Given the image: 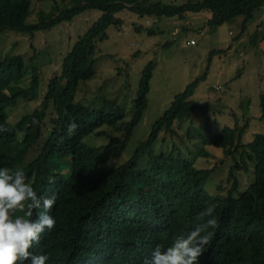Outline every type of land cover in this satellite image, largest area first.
I'll return each instance as SVG.
<instances>
[{"label":"trees","instance_id":"16d2710c","mask_svg":"<svg viewBox=\"0 0 264 264\" xmlns=\"http://www.w3.org/2000/svg\"><path fill=\"white\" fill-rule=\"evenodd\" d=\"M72 1L63 10L54 7L50 13L43 11L36 24H27L32 12L30 0H0V35L12 29L33 37L36 31L71 22L86 10L101 11L65 56L61 75L49 81L42 102L45 108L24 114L16 123L10 120L11 106L20 98L38 97V70L34 68L24 82L26 59L21 54L0 59V126L8 129L0 132V168L22 169L41 202L56 196L49 213L56 225L45 230L39 244H33L29 251L47 255L46 264H145L157 245L162 249L171 246L177 235L191 231L202 210L214 206L218 227L208 229L214 235L197 264H264V133L245 143L247 123L226 126L218 133L208 123L202 130L205 143L222 148L233 161L228 195H213L204 186L217 167L198 168L176 146L170 152L156 151L160 136H176V120L191 117L198 109L191 99L198 79L175 95L149 137L129 159L114 167L108 163L128 146L147 108L154 63L142 70L136 109L123 127V136L107 131L125 117L115 100L106 98L100 105L94 103L95 107L76 101L80 84L96 75L97 51L108 36L106 30L112 25L118 28L122 23L119 13L124 9L153 19L183 18L189 12L207 10L206 24L210 27L241 17L243 34L264 0H187L182 4L162 0ZM148 32L151 35L154 31ZM254 33L264 37V22ZM260 101L264 118V90ZM50 107L54 110L53 125L45 136L44 119ZM72 121L79 127L69 135L67 126ZM91 135L107 136L109 143L105 147L92 145L86 141ZM43 136L38 156L22 166ZM143 159L146 165L141 167ZM251 163L255 166L254 181L240 191L237 171H248ZM41 210L34 209L29 219L35 220Z\"/></svg>","mask_w":264,"mask_h":264},{"label":"rangeland","instance_id":"374dc122","mask_svg":"<svg viewBox=\"0 0 264 264\" xmlns=\"http://www.w3.org/2000/svg\"><path fill=\"white\" fill-rule=\"evenodd\" d=\"M30 1L32 12L26 20L27 24H36L43 11L50 13L54 7L63 10L73 4L72 0ZM162 1L182 4L187 0ZM209 13L205 10L189 12L183 18L153 19L124 9L119 13L122 23L118 28L112 25L106 30L108 36L99 44L97 51L96 75L80 84L76 101L95 107L106 98L115 100L122 107L125 117L107 131L115 136H123V127L136 109L135 99L142 70L150 62L154 63L147 108L128 146L108 163L109 167H114L129 159L137 146L149 137L154 123L171 107L175 95L198 79L191 97L199 105L198 109L191 117L176 120L178 134L172 137L163 133L156 151L170 152L176 146L198 168L217 167L204 187L210 194L227 196L233 183L229 179L233 161L222 148L205 143L201 132L208 123L216 133L235 123H247L243 134L245 143L264 133L260 101V94L264 90V37L254 36L257 29L241 34V17L210 27L206 24ZM100 15L101 11L97 9L86 10L71 22L36 31L33 37L12 29L0 35V59L11 53L21 54L26 59L23 81L33 75L31 71L36 68L40 83L38 97L20 98L11 106L12 122H18L26 113L45 108L42 102L49 81L61 75L65 56ZM140 27H143L142 30H139ZM149 29L154 31L151 35ZM191 39L197 42L192 44ZM46 111L45 136L53 125L51 119L54 113L52 107ZM42 139L26 156L22 166L38 156L45 141L44 136ZM109 140L107 136L91 135L86 141L105 147ZM145 165L146 159H143L141 167ZM254 167L251 163L248 171H237L240 191L254 181Z\"/></svg>","mask_w":264,"mask_h":264},{"label":"clouds","instance_id":"9594fccd","mask_svg":"<svg viewBox=\"0 0 264 264\" xmlns=\"http://www.w3.org/2000/svg\"><path fill=\"white\" fill-rule=\"evenodd\" d=\"M192 40L195 39H191V43ZM78 127L76 122H69L68 134L72 135ZM3 131L8 129L0 126V132ZM55 202V195L41 202L32 185L26 182L22 169L0 168V264H23L29 260L31 264H46L47 255H33L29 250L33 244H39L45 230L55 227L56 220L49 214ZM34 209L42 210L31 220ZM214 212V206L202 210L191 231L177 235L166 249L157 245L145 264H197L214 235L208 229L218 227Z\"/></svg>","mask_w":264,"mask_h":264},{"label":"crops","instance_id":"0c3cea01","mask_svg":"<svg viewBox=\"0 0 264 264\" xmlns=\"http://www.w3.org/2000/svg\"><path fill=\"white\" fill-rule=\"evenodd\" d=\"M259 14H255V17L249 22L248 31L252 29H258L260 24L264 22V5L259 8ZM256 16H259L256 18Z\"/></svg>","mask_w":264,"mask_h":264},{"label":"built area","instance_id":"2783aa9c","mask_svg":"<svg viewBox=\"0 0 264 264\" xmlns=\"http://www.w3.org/2000/svg\"><path fill=\"white\" fill-rule=\"evenodd\" d=\"M192 43H195V40H192Z\"/></svg>","mask_w":264,"mask_h":264}]
</instances>
